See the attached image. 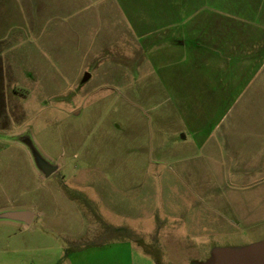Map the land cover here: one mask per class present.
Instances as JSON below:
<instances>
[{
  "label": "rangeland",
  "instance_id": "1",
  "mask_svg": "<svg viewBox=\"0 0 264 264\" xmlns=\"http://www.w3.org/2000/svg\"><path fill=\"white\" fill-rule=\"evenodd\" d=\"M225 1L227 13L221 0L3 7L14 25L0 24V208L28 206L36 217L28 227L0 220V264H229L231 251L264 242V186L251 187L264 175L218 144L201 150L190 127L218 122L245 81L212 91L193 70L184 96L154 84L155 41L257 47L244 72L257 80L229 123L243 108L264 110V0ZM240 10L247 28L234 25L245 24L231 16ZM35 150L58 164L51 176Z\"/></svg>",
  "mask_w": 264,
  "mask_h": 264
},
{
  "label": "crops",
  "instance_id": "2",
  "mask_svg": "<svg viewBox=\"0 0 264 264\" xmlns=\"http://www.w3.org/2000/svg\"><path fill=\"white\" fill-rule=\"evenodd\" d=\"M17 0H0V24L1 22H8L9 25H7L9 28L14 25V23L11 21L13 20L14 12L11 13V9H3V7L6 6H15ZM221 7L220 11L223 13L229 12L227 9V4L225 0H221V3L219 4V8ZM10 8V7H9ZM242 12L244 15L246 14L243 10ZM241 16V10L239 12L234 11L231 13V16L234 19H243L245 24H240V22H236L234 24L237 26V29H240L241 26L248 27L251 18ZM225 17V14L223 15ZM250 19V20H249ZM11 25V26H10ZM239 26V27H238ZM243 34V33H242ZM247 36V33L245 34ZM222 42H225L224 36H221ZM255 39V38H254ZM255 41H259L258 39H255ZM233 42V39H232ZM173 43V44H172ZM228 45V46H226ZM226 45H209V44H191V43H174V42H156L155 46L159 48V51L157 53L160 55L161 58H154V64H153V77H155L156 82L155 88L160 89V93L164 95H181L184 96L185 88L184 81L185 78L183 77V73L190 72L192 73L193 70H197L200 75L207 78L210 81V86H212V91H215L214 88H217V91L219 90V85L223 83L225 80L230 81L231 79H235L236 77H242V80L245 81V84L241 86L240 88V94L235 99L236 105L232 107V110L229 109L223 117H221L218 122H216L212 127L209 129H206L207 131L210 130V132L206 133V130L204 131L202 126L203 124L198 121L195 125L191 124V128L194 130L193 138L194 142L197 143L199 146H201V150L210 147V149H214L217 147V144L224 149L225 158L228 156L232 158L230 162H232L234 159H244L247 157L246 163L240 164L243 168L247 167L249 164H251V168L248 172L252 173L253 175H264V110H257L254 112L253 115L246 114L245 115V109L243 108L242 113H240V122L237 124L232 125L229 123V118L231 115L236 116V112L240 108H238L240 105L244 106L243 99L245 100V95L252 89V85L255 84V79L253 76L248 77L244 72H246L245 69H247L248 66H250L252 60L254 57L258 55L259 50L254 49V51H251L250 49H253V47H243V46H236L235 44L226 43ZM204 47L206 51L202 52L199 47ZM210 51L209 53L207 52ZM179 52V53H178ZM213 57L214 63L213 67H208L207 59L208 57ZM163 62L166 64L161 65ZM178 63V64H176ZM176 64V65H175ZM225 64V67H228V70L226 72L223 71V66ZM264 67V65H263ZM262 66L260 67L259 71L264 72V68ZM238 68V69H236ZM240 68V69H239ZM258 71V72H259ZM171 73L170 75H168ZM224 73V74H223ZM223 75V77H222ZM170 76V77H169ZM173 80V81H171ZM238 80V79H236ZM225 82V83H226ZM228 89H229V83ZM232 90H229V95H231ZM241 93H244V96L241 95ZM212 92L210 94V97H212ZM234 96V95H233ZM238 99H241L238 101ZM169 104L174 111L175 105L172 102V98L169 96ZM234 104V103H233ZM183 111V110H182ZM181 111V112H182ZM233 113V114H232ZM182 115V114H181ZM179 116V121L182 120L184 117L182 115ZM245 115V116H244ZM251 117H254L252 119V122H250ZM242 120V122H241ZM213 146V147H212ZM241 153L246 154L247 156H239L235 153ZM229 154V155H227ZM235 154L237 157H234ZM211 155H217V154H211ZM221 157V155H219ZM216 157V156H215ZM207 163V162H206ZM194 168L195 163H194ZM191 170H196V169ZM190 170V169H189ZM217 178H220L221 176L215 174ZM264 186V177L261 178L260 182H255L252 186ZM224 204H227L226 201L223 200ZM21 208H30L28 206H18V207H7V208H0V212L6 209H21ZM31 209V208H30ZM33 210V209H31ZM34 211V210H33ZM35 212V211H34ZM36 217V213H35ZM34 220V217H33ZM4 222V221H0ZM33 222V221H32ZM18 223V222H16ZM24 227L22 223H18Z\"/></svg>",
  "mask_w": 264,
  "mask_h": 264
},
{
  "label": "water",
  "instance_id": "3",
  "mask_svg": "<svg viewBox=\"0 0 264 264\" xmlns=\"http://www.w3.org/2000/svg\"><path fill=\"white\" fill-rule=\"evenodd\" d=\"M23 138L22 141L32 145V142L28 141V137L23 136ZM33 147L32 145L31 148L33 149ZM34 153L38 163L37 166L44 172L46 177L51 176L58 170V164H51L49 160L37 150H35ZM33 217H35V212L30 208L6 209L0 212V220H12L13 222L22 223L24 227H28L32 224ZM233 252L234 251L230 252L231 255H235L229 258V264H264V242L250 245L238 251L239 253Z\"/></svg>",
  "mask_w": 264,
  "mask_h": 264
},
{
  "label": "trees",
  "instance_id": "4",
  "mask_svg": "<svg viewBox=\"0 0 264 264\" xmlns=\"http://www.w3.org/2000/svg\"><path fill=\"white\" fill-rule=\"evenodd\" d=\"M1 67H0V84H1V80L3 79L2 77H3V75L1 74Z\"/></svg>",
  "mask_w": 264,
  "mask_h": 264
},
{
  "label": "flooded vegetation",
  "instance_id": "5",
  "mask_svg": "<svg viewBox=\"0 0 264 264\" xmlns=\"http://www.w3.org/2000/svg\"><path fill=\"white\" fill-rule=\"evenodd\" d=\"M214 261H216V260H214ZM226 264V263H225Z\"/></svg>",
  "mask_w": 264,
  "mask_h": 264
}]
</instances>
